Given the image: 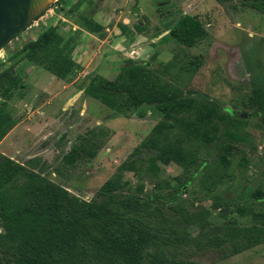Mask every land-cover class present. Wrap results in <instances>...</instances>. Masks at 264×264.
Wrapping results in <instances>:
<instances>
[{
  "label": "rangeland",
  "instance_id": "rangeland-1",
  "mask_svg": "<svg viewBox=\"0 0 264 264\" xmlns=\"http://www.w3.org/2000/svg\"><path fill=\"white\" fill-rule=\"evenodd\" d=\"M97 14L104 27L102 34L90 33L80 24L83 17ZM184 14L198 15L207 22V34L192 47L168 34ZM35 20L36 24L28 25L0 49V62L54 27L65 40L73 39L71 56L77 68L66 79L56 80L37 58L30 57L0 76V102L10 77L23 81L6 102L16 124L1 139L0 154L81 199H91L164 117L151 105L136 108V112H145L143 117L114 114L81 87L91 74L114 80L129 61L147 62L163 81L189 96L215 103L227 116L218 122L217 139L210 143L176 129L163 131V140L176 139L183 150L205 158L185 190L167 200L165 212L178 219L179 228L195 233L203 218L234 219L248 226L251 211L264 210V125L260 114L246 103L254 85H264V13L243 6L241 0H59L57 8L45 10ZM120 24L126 26V33L121 34ZM195 57L197 71L186 72L182 66ZM87 131L92 132L95 156L81 155L74 164H67L64 154ZM228 133L236 139L231 141L234 148L228 161L222 163L218 158ZM150 156L148 151L137 156L136 172H124L123 180L129 182L131 191L142 195H168L183 167L159 164V171L152 172ZM24 180L21 173L10 185L19 186ZM138 185L143 186L140 192ZM237 207L244 213L239 214ZM226 249L225 245L206 248L188 257L199 264H264V242L223 257Z\"/></svg>",
  "mask_w": 264,
  "mask_h": 264
},
{
  "label": "trees",
  "instance_id": "trees-1",
  "mask_svg": "<svg viewBox=\"0 0 264 264\" xmlns=\"http://www.w3.org/2000/svg\"><path fill=\"white\" fill-rule=\"evenodd\" d=\"M241 3L264 13V0H241ZM206 23L198 15L184 14L168 34L178 43L192 47L207 34ZM80 24L90 33L104 31L92 17H83ZM119 28L121 34L126 33L125 25L120 24ZM136 28L140 30L139 26ZM74 46L72 38L65 40L54 27H48L0 62V76L22 60L35 57L46 71L64 80L77 68L71 56ZM196 58L182 68L194 74L199 67ZM22 86V79L13 76L1 92L0 141L16 124L6 102ZM81 89L114 114L143 117L145 112H136V108L151 105L164 119L151 128L89 200L0 154V264H199L188 256L225 245L227 251L222 256L227 257L264 242V210L251 211L248 226H241L234 219L218 222L203 218L195 233L179 228L178 219L165 212L167 200H174L185 190L205 158L183 150L176 139L163 140L162 133L176 129L205 143L216 140L218 122L227 116L215 103L187 95L180 87L163 81L147 62L140 61H129L114 80L91 74ZM246 103L260 114L264 125V85L255 84ZM91 133L77 136L63 156L67 164H74L81 155L95 156ZM235 139L234 133H228V140L221 147L220 162L228 161L234 148L231 141ZM144 151L151 154L148 169L152 172L159 171V164L176 163L183 167L174 177L176 184L168 195H142L131 191L129 182L123 180L124 172H136L135 158ZM21 173L24 182L12 187V180ZM136 189L140 192L143 186ZM223 210L227 211L228 205ZM236 210L244 213L240 207Z\"/></svg>",
  "mask_w": 264,
  "mask_h": 264
},
{
  "label": "water",
  "instance_id": "water-1",
  "mask_svg": "<svg viewBox=\"0 0 264 264\" xmlns=\"http://www.w3.org/2000/svg\"><path fill=\"white\" fill-rule=\"evenodd\" d=\"M55 1L57 0H0V49ZM56 80L59 78L56 77Z\"/></svg>",
  "mask_w": 264,
  "mask_h": 264
},
{
  "label": "built area",
  "instance_id": "built-area-1",
  "mask_svg": "<svg viewBox=\"0 0 264 264\" xmlns=\"http://www.w3.org/2000/svg\"><path fill=\"white\" fill-rule=\"evenodd\" d=\"M58 2H59V0L55 1V2L53 3V5L50 6V8L47 9V11H52L53 9L57 8V7H58ZM33 24H36V20H34V21L32 22V24H30V26L33 25Z\"/></svg>",
  "mask_w": 264,
  "mask_h": 264
},
{
  "label": "crops",
  "instance_id": "crops-1",
  "mask_svg": "<svg viewBox=\"0 0 264 264\" xmlns=\"http://www.w3.org/2000/svg\"><path fill=\"white\" fill-rule=\"evenodd\" d=\"M98 14H99V13H98ZM98 14H97L95 17H93V19H94L95 21L101 23V18H100V16H99ZM101 24H102V23H101Z\"/></svg>",
  "mask_w": 264,
  "mask_h": 264
},
{
  "label": "flooded vegetation",
  "instance_id": "flooded-vegetation-1",
  "mask_svg": "<svg viewBox=\"0 0 264 264\" xmlns=\"http://www.w3.org/2000/svg\"><path fill=\"white\" fill-rule=\"evenodd\" d=\"M6 59H7V58H6ZM6 59H5V60H6Z\"/></svg>",
  "mask_w": 264,
  "mask_h": 264
}]
</instances>
